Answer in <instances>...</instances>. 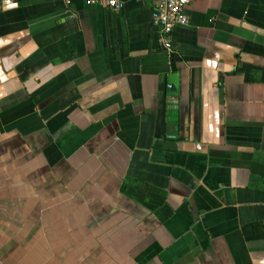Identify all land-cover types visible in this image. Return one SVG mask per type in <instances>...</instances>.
<instances>
[{"label":"crops","instance_id":"crops-1","mask_svg":"<svg viewBox=\"0 0 264 264\" xmlns=\"http://www.w3.org/2000/svg\"><path fill=\"white\" fill-rule=\"evenodd\" d=\"M90 1L0 0V264H264V0Z\"/></svg>","mask_w":264,"mask_h":264},{"label":"built area","instance_id":"built-area-1","mask_svg":"<svg viewBox=\"0 0 264 264\" xmlns=\"http://www.w3.org/2000/svg\"><path fill=\"white\" fill-rule=\"evenodd\" d=\"M142 2H153L152 9V25L159 32L163 47L167 51H171V35L176 28H184L189 25V16L187 7L191 0H139ZM91 4L105 5L114 12L123 9L124 3L117 0L107 1H90ZM70 1H67V5ZM172 89V86L169 87Z\"/></svg>","mask_w":264,"mask_h":264}]
</instances>
